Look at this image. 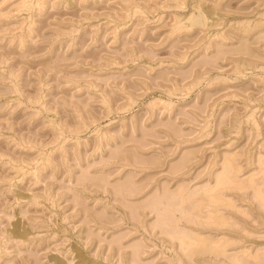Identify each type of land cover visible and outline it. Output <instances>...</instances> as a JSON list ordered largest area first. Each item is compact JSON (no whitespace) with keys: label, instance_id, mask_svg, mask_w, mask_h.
<instances>
[{"label":"rangeland","instance_id":"1","mask_svg":"<svg viewBox=\"0 0 264 264\" xmlns=\"http://www.w3.org/2000/svg\"><path fill=\"white\" fill-rule=\"evenodd\" d=\"M259 191L264 0H0V264H264Z\"/></svg>","mask_w":264,"mask_h":264},{"label":"bare ground","instance_id":"2","mask_svg":"<svg viewBox=\"0 0 264 264\" xmlns=\"http://www.w3.org/2000/svg\"><path fill=\"white\" fill-rule=\"evenodd\" d=\"M202 12V11H201ZM195 14V13H194ZM192 15V14H191ZM189 16L188 17V22H195V21H199V22H201V19H202V17L201 16H199V17H197V15L195 16V15H192V16ZM201 15V14H200ZM196 17V18H195ZM205 18V17H204ZM183 20V19H182ZM190 20V21H189ZM183 23H185V22H183ZM185 24H187V21H186V23ZM188 25V24H187ZM189 26H191V23H190V25ZM193 28V27H192ZM247 28V27H246ZM251 30H249V31H247V33L248 32H250ZM226 163L227 164H224V167H225V165H227L226 167H225V169H228V170H230V172H234L235 174L234 175H237L236 173H238L239 172V168H238V166L235 164V160H233V158L231 157V158H229V159H227L226 160ZM227 170V172H229ZM229 172V175L226 173H224L225 174V176H224V174L222 175V176H224V177H221L220 178V176H219V178H217V186H219L220 187V185H224V187L227 185L228 186V184L229 185H233L234 187H235V185L237 184V186L235 187V188H237L238 187V185L239 184H246V183H240V181L239 182H237V179H235L236 178V176H235V178L233 177L234 175L232 174V173H230ZM232 174V175H231ZM248 183V182H247ZM249 185V184H248ZM217 186L216 187H214V188H211V189H209L208 190V193L211 195H209L208 193H207V191H206V195L208 194L209 195V197L206 199V201L209 199V200H211L212 201V203H213V205H215V204H219V202H226V203H224L225 204V206L226 207H234V205H233V201L231 202L230 200L229 201H226L227 199H223V197H218V195H217V191L218 190H216V188H217ZM241 186V185H240ZM243 187H244V185H243ZM242 187V188H243ZM245 187H247V186H245ZM229 188H230V186H229ZM228 188V189H229ZM234 188V189H235ZM218 189V188H217ZM231 189H232V187H231ZM239 189H241V187L239 188ZM224 190V189H223ZM256 190V189H255ZM220 193H221V191H219ZM218 192V193H219ZM256 192H257V190L255 191V194H256ZM183 193V192H182ZM259 193L262 195V193L259 191ZM259 193H258V196H259ZM178 195H179V193H178ZM177 195V196H178ZM181 195V194H180ZM179 195V196H180ZM256 196H257V194H256ZM255 196V197H256ZM181 197V196H180ZM189 197V195H187V198ZM192 197V196H191ZM262 197L264 198V196L262 195ZM182 198V197H181ZM217 198H218V200H217ZM260 198V196L258 197V199ZM189 199V198H188ZM256 199V198H255ZM188 201H191V200H188ZM205 201V200H204ZM260 201H263V200H260ZM217 202V203H216ZM208 203H210V202H208ZM220 204H222V203H220ZM208 205H210V204H208ZM218 206V205H217ZM223 206V205H222ZM213 210V209H212ZM210 213V212H209ZM212 212H211V215H210V217H208L207 219L208 220H210V221H212V223L215 225V223H216V225H219L220 223H222V221H224V219L222 218V217H218V216H216V214H218V213H215L214 212V215H213V217H211L212 216ZM209 216V215H208ZM214 216H216V217H214ZM226 220V219H225ZM209 222V221H208ZM207 222V223H208ZM226 222V221H225ZM224 222V223H225ZM211 223V222H210ZM211 223V224H212ZM222 225V224H221ZM225 226H226V223H225ZM217 227V226H216ZM215 228V227H214ZM183 238H185V237H183ZM183 238H182V242H183ZM185 240V239H184ZM186 241H188V240H186ZM185 241V242H186ZM190 241V240H189ZM188 241V242H189ZM208 242L209 241H205V240H203V239H200V238H198V239H195V240H192L191 242H189V244H188V246H193V245H199L201 248L203 247V250H205L206 248L208 249V247H209V250H211L212 248V246H214V250H216V248H215V245L217 246V244L216 243H211V241H210V243H211V245L212 246H210V244H208ZM184 243V242H183ZM187 243V242H186ZM215 244V245H214ZM197 245V246H198ZM199 246H198V248H199ZM223 245H221V246H219L220 247V249H221V247H222ZM218 247V246H217ZM200 248V249H201ZM220 249H217V250H220ZM214 250L212 249L211 251H213L214 252ZM55 264V263H54ZM62 264V263H61Z\"/></svg>","mask_w":264,"mask_h":264}]
</instances>
